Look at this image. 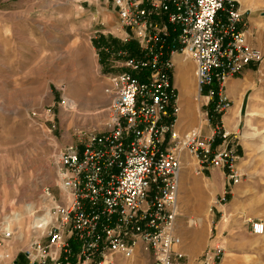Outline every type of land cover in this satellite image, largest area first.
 <instances>
[{
	"label": "built area",
	"instance_id": "2783aa9c",
	"mask_svg": "<svg viewBox=\"0 0 264 264\" xmlns=\"http://www.w3.org/2000/svg\"><path fill=\"white\" fill-rule=\"evenodd\" d=\"M103 1L116 13L121 43L135 42L139 53L118 54L123 70L107 78L102 125L56 148L55 188L44 186L37 196L32 236L20 254L5 253L0 263L218 264L217 239L193 260L182 250V160L193 158L196 174L211 167L237 182V156L219 130L230 107L226 83L259 65L264 51L250 43L235 0ZM175 55L193 64L192 100L203 119L183 133ZM210 122V133L202 134ZM248 223L251 234L264 233L262 220ZM186 224L198 227L200 216H187ZM10 227L0 223L1 242L12 236Z\"/></svg>",
	"mask_w": 264,
	"mask_h": 264
},
{
	"label": "rangeland",
	"instance_id": "374dc122",
	"mask_svg": "<svg viewBox=\"0 0 264 264\" xmlns=\"http://www.w3.org/2000/svg\"><path fill=\"white\" fill-rule=\"evenodd\" d=\"M235 1L240 10H247L242 20L249 41L264 51V0H242L244 9ZM101 2H97L99 9L110 10L108 3ZM94 10L95 6L82 10L71 0H0V223L5 228L10 221L12 232L8 240L0 241V257L19 252L32 236L30 212L36 210L37 196L44 186L55 188L56 148L76 141L81 131L98 129L105 119L108 99L103 89L109 74L123 70V59L112 55L103 60L92 48L95 31L119 35L110 19L100 25ZM111 19L116 21L115 16ZM187 64V82L195 89L194 67L188 59ZM247 69L226 83L242 84L228 97L229 106L238 105L239 117L226 136L237 156V182L228 180L223 170L219 187L211 189L210 175L204 170L196 174V161L187 155L180 174L182 246L186 245L183 236L199 228L188 227L186 217L200 216L205 240L212 244L217 239L222 246L218 264H264V234H251L248 223L264 222V59ZM63 97L72 101L70 109ZM191 109L192 123L185 129L181 126V133L198 124L195 105ZM212 127L211 122L203 126L202 134H209ZM220 127L222 133V122ZM184 179L191 184V192L183 195L190 197L183 203ZM222 185L225 192L214 205ZM222 208L227 221L218 227Z\"/></svg>",
	"mask_w": 264,
	"mask_h": 264
},
{
	"label": "crops",
	"instance_id": "0c3cea01",
	"mask_svg": "<svg viewBox=\"0 0 264 264\" xmlns=\"http://www.w3.org/2000/svg\"><path fill=\"white\" fill-rule=\"evenodd\" d=\"M99 1H102L103 3H105V1H103V0H71V2H73L75 4H79V7L82 10H86V9L92 10V8L95 6V10L94 11L97 12V18L98 19L99 18L101 19L100 25H103V21L107 23L108 22L107 19H110L113 22L112 28H114V32H117L119 34L117 38H115L113 36H110V35H108V36L105 35V30L104 29H102V30L100 29L98 31H95V32H98V34L96 35V37H94L93 39H91L92 48H95L96 51H97V53L99 55H100V53H102L101 55L104 58L103 60H107V58L109 56L115 55V56L118 57V54L120 52H122L120 50L111 51V48L110 47L113 45V43L111 44V40L112 39H109L111 37V38H114L115 39V42L116 41L120 42L119 38L121 36V31L122 30H121V28L118 25L116 13L113 10V8H111V5L105 3L107 5H110V10H109V8H108V10L107 9H104V8H100L101 11H102V13H101V11L99 12L100 9L98 8V5H97V2H99ZM246 11L247 10H241L242 13H244ZM112 16H115V20H116L115 22L113 21V19H111ZM105 19H106V21H105ZM250 43L252 44V41H250ZM252 45H254V44H252ZM254 46H256V45H254ZM186 64H187V60H186ZM191 65H192V62L190 61V65L189 66L191 67ZM249 67L250 66L246 67L245 68V71H247L248 70L247 68H249ZM175 68H176V65L174 64V72H175ZM174 81H175V75H174ZM175 84H176V82H175ZM240 85L242 86V84H233V85H228L227 84V86H226V93H227L228 97H231L232 94L238 90V87ZM234 87H237L236 91L234 90ZM184 110L185 109H181V114L179 116V123L181 124V126L183 127V129H185V128H187V127H189L191 125V123H192L191 121H192V118H193V115L192 116L187 115V113H186L187 111H184ZM228 110H230V111H228ZM225 113L229 114V116L232 117L233 122H234V118L239 117V107H238V105L230 106ZM221 120H222V117H221ZM198 123H199V121H198ZM234 123H232L231 126H230V132L236 126V125H234ZM203 170H204L203 172L208 173L210 175V177H209L210 182L208 183V187H210L211 189L218 188L219 187V184L218 183H219V180L221 179V175L223 177V172L221 170H219V169L211 168V167H204ZM189 186H191V184L189 182H187L186 179H184L183 182L181 183V190H180V193H181L180 196H182V198L180 197V200L183 203L185 201H188L189 198H190V197H188V195L186 197L183 196L185 193L189 194V192H191V188ZM224 192H225V185H222V187L220 189V192H218V193H216L214 195L215 196V199H217L218 197H220ZM212 198H213V196H210L209 199H208V202ZM198 202H200V200ZM200 207H201V204H200ZM201 221L202 222L200 223L199 228L195 232L191 233L189 236L188 235L187 236H183L185 238L186 245L184 247L182 246V250L185 251V253L188 255V257H190V256H192V258L198 257L199 255H201V253L203 252V250L208 245H210L209 239L208 240H205L206 239L205 238L206 237L205 236V234H206V228L205 227L200 228L202 226L204 220L202 219ZM177 225L180 226V222L178 220H177ZM205 226H208V224L205 225ZM20 260L22 261V257L20 258Z\"/></svg>",
	"mask_w": 264,
	"mask_h": 264
},
{
	"label": "bare ground",
	"instance_id": "6f19581e",
	"mask_svg": "<svg viewBox=\"0 0 264 264\" xmlns=\"http://www.w3.org/2000/svg\"><path fill=\"white\" fill-rule=\"evenodd\" d=\"M238 2L240 3L241 8L244 9V1L238 0ZM186 58L187 57H183V56H180V55H175L173 57V63L176 65V68H175V82H176V86H177V88L179 90L180 108L181 109H185L184 111H188V113L186 112L187 115L192 116V114L190 113V111L192 110L191 108L194 107V105H195V109H193V110H195V113H196L197 105L195 104V102L192 101V97L195 94V89L192 88V87H190V84L187 82L188 81V74H187V72H188L187 71L188 70V64H186V60H187ZM194 87H195V84H194ZM236 89H237V87H234V90L235 91H236ZM64 102H65V105H66V109H70L71 106H72V101L68 97H65L64 98ZM228 111H230V110H228ZM180 114H181V111H180ZM196 116H197L198 121H199V123L201 125L203 123L202 117L199 116V114H197V113H196ZM221 121H222V126L224 125L223 128L225 127L224 130L226 129L225 132L226 133H230V132H228V130L230 128V125L233 123L232 117H230L229 114L225 113L222 116V120ZM247 125H248V123H247ZM244 134H245V137H246L247 136V133L245 132ZM243 137H244V135H243ZM185 161L186 160L183 157V160H182V168H183V165H184V162ZM181 175H180V179L182 178ZM222 209H223V212L224 213H223V216L221 217V219L218 222V227H222L224 225V223H226V221H227V214H226L227 212H226V210L224 208H222Z\"/></svg>",
	"mask_w": 264,
	"mask_h": 264
},
{
	"label": "trees",
	"instance_id": "16d2710c",
	"mask_svg": "<svg viewBox=\"0 0 264 264\" xmlns=\"http://www.w3.org/2000/svg\"><path fill=\"white\" fill-rule=\"evenodd\" d=\"M111 51H116V50H120V51H124L126 52L129 56H133V55H137L139 53L137 44L133 41L130 42H126V43H121V42H114L113 45L110 47ZM110 52V51H109ZM102 53H100L101 55ZM103 58V56H102ZM218 120L219 121V117H216L215 120L213 119V123Z\"/></svg>",
	"mask_w": 264,
	"mask_h": 264
}]
</instances>
